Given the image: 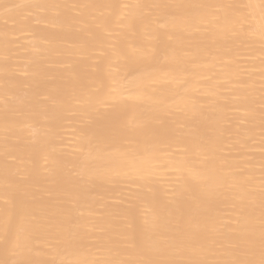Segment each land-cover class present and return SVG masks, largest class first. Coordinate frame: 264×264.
Returning a JSON list of instances; mask_svg holds the SVG:
<instances>
[{
    "label": "bare ground",
    "instance_id": "6f19581e",
    "mask_svg": "<svg viewBox=\"0 0 264 264\" xmlns=\"http://www.w3.org/2000/svg\"><path fill=\"white\" fill-rule=\"evenodd\" d=\"M0 264H264V0H0Z\"/></svg>",
    "mask_w": 264,
    "mask_h": 264
}]
</instances>
